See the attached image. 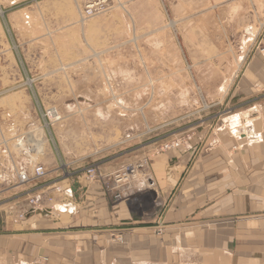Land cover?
Instances as JSON below:
<instances>
[{
  "label": "crops",
  "instance_id": "obj_1",
  "mask_svg": "<svg viewBox=\"0 0 264 264\" xmlns=\"http://www.w3.org/2000/svg\"><path fill=\"white\" fill-rule=\"evenodd\" d=\"M32 13L27 8L7 13L0 26L4 32L10 26L30 37L7 36L15 60L17 56L25 62L33 60L44 68L49 58L46 23ZM251 60L247 76L233 93L239 104L235 111L220 121L207 117L211 110L204 113L207 120L199 121L197 107L183 115H188L197 136L179 149L152 157V188L138 181L129 197L116 201L99 180L64 179L66 171L85 167L84 157L70 156L63 167L50 155L44 163L51 172L44 182L61 179L72 191L65 203L59 199L57 215L31 213L16 224L13 217L27 202L25 198L8 202L17 190L14 180L10 176L0 180V264H264V54ZM21 72L22 79L12 87L17 93L67 87L43 81L51 76L49 71ZM227 86L225 80L206 96H228L232 90ZM228 105L214 111L221 114ZM150 113L157 118L151 119L153 127L136 146L134 128L127 129L122 152L101 162L105 174L137 162L168 138L170 126L161 125L170 116L168 109ZM38 193L46 196L49 191ZM118 234L124 242L114 239Z\"/></svg>",
  "mask_w": 264,
  "mask_h": 264
},
{
  "label": "rangeland",
  "instance_id": "obj_2",
  "mask_svg": "<svg viewBox=\"0 0 264 264\" xmlns=\"http://www.w3.org/2000/svg\"><path fill=\"white\" fill-rule=\"evenodd\" d=\"M89 4L95 12L84 17ZM26 8L46 23L49 58L44 68L33 60H15L8 37L21 32L0 26V180L7 176L10 158L3 142L14 150L16 136L37 128L50 138L39 160L52 155L59 164L72 156L84 157L85 166L101 165L122 152L127 129L134 128L136 146L153 127L151 119L157 120L150 111L157 115L165 108L170 113L161 124L170 126L166 140L192 134L187 143L192 142L197 129L183 115L197 107L199 121L207 120L209 110L207 117L220 121L235 111L239 104L233 93L264 42V0H0V18ZM25 68L49 71L43 81L67 87L17 93L12 87ZM225 80L232 90L228 96H206ZM226 102L228 107L216 114ZM48 107L62 114L49 128ZM156 146L142 157H154ZM18 162L26 164L24 157Z\"/></svg>",
  "mask_w": 264,
  "mask_h": 264
},
{
  "label": "built area",
  "instance_id": "obj_3",
  "mask_svg": "<svg viewBox=\"0 0 264 264\" xmlns=\"http://www.w3.org/2000/svg\"><path fill=\"white\" fill-rule=\"evenodd\" d=\"M94 9V6L89 4L83 16L89 17L93 15L95 12ZM261 45V52L264 54V42L261 43ZM61 117L62 114L59 109L48 107L45 114L47 128L53 126V123L61 121ZM192 138V134H185L184 136H175L173 139L165 140L153 149L152 155L155 156L169 150L179 149L185 143L191 141ZM14 139V150L10 148L11 145L8 140L3 142L7 149V154L10 156L7 160L8 164L4 173L7 176H14L13 183L17 189L13 196L7 201L17 202L21 200V198H25L27 207L13 217V222L19 224L28 214L36 212H45L49 216L57 215L56 206L59 199L65 203L68 197L67 195H69L72 190L64 187L60 182L61 179H53V181L50 180L48 183L44 182L49 176L51 168H48L44 161L39 160V158L46 155V147L50 138L47 137L44 131V135H40L39 137L32 138L29 133H20V135L16 136ZM23 157L25 158L26 164L20 165L18 161L20 158L23 159ZM151 159V154H149L139 158L135 163L123 164V166L108 174L102 171V166L99 162H93V164L86 165L76 172L71 173L66 171L64 179L78 176V178L86 182L99 180L107 194L113 195L116 201H123L125 198L129 197V193L138 181L144 183L148 188L155 186V181L152 179L149 172V163ZM9 163H11L12 171L9 169ZM61 165L64 167L65 164L62 163ZM43 189H47L49 194L46 196H44V194L40 195L38 191L42 192ZM114 239L118 242H124L123 236L119 234L115 235Z\"/></svg>",
  "mask_w": 264,
  "mask_h": 264
},
{
  "label": "bare ground",
  "instance_id": "obj_4",
  "mask_svg": "<svg viewBox=\"0 0 264 264\" xmlns=\"http://www.w3.org/2000/svg\"><path fill=\"white\" fill-rule=\"evenodd\" d=\"M30 135H31L32 138L39 137L40 135H44V130L42 128L41 129L37 128L36 132H34V134H30Z\"/></svg>",
  "mask_w": 264,
  "mask_h": 264
},
{
  "label": "water",
  "instance_id": "obj_5",
  "mask_svg": "<svg viewBox=\"0 0 264 264\" xmlns=\"http://www.w3.org/2000/svg\"><path fill=\"white\" fill-rule=\"evenodd\" d=\"M78 187H79V184L77 183L76 186H75V190H76V188H78Z\"/></svg>",
  "mask_w": 264,
  "mask_h": 264
}]
</instances>
